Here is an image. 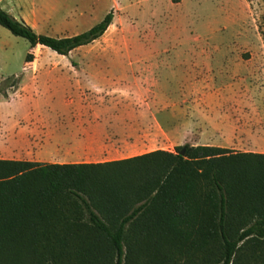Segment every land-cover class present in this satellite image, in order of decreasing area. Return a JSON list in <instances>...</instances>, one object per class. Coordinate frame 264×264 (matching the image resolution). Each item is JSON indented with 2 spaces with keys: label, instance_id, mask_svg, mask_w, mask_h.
<instances>
[{
  "label": "trees",
  "instance_id": "obj_1",
  "mask_svg": "<svg viewBox=\"0 0 264 264\" xmlns=\"http://www.w3.org/2000/svg\"><path fill=\"white\" fill-rule=\"evenodd\" d=\"M112 19L56 38L0 8L2 28L60 56ZM146 245L184 264H264V154L185 145L99 163L0 160V264H133Z\"/></svg>",
  "mask_w": 264,
  "mask_h": 264
},
{
  "label": "rangeland",
  "instance_id": "obj_2",
  "mask_svg": "<svg viewBox=\"0 0 264 264\" xmlns=\"http://www.w3.org/2000/svg\"><path fill=\"white\" fill-rule=\"evenodd\" d=\"M0 8L37 34L56 38L82 33L113 14L102 37L67 56L31 47L0 26V140L29 132L30 113L38 114L53 91L85 81L84 71L122 68L99 54L183 53L190 79L201 81L197 92L190 89L185 109L189 124L200 127L190 125L183 139L173 133L156 146L198 139L264 154V0H0ZM182 256L166 257L146 245L133 264H184Z\"/></svg>",
  "mask_w": 264,
  "mask_h": 264
},
{
  "label": "crops",
  "instance_id": "obj_3",
  "mask_svg": "<svg viewBox=\"0 0 264 264\" xmlns=\"http://www.w3.org/2000/svg\"><path fill=\"white\" fill-rule=\"evenodd\" d=\"M99 56L122 62V68L84 71L85 81L70 83L67 92L53 91L38 114L30 113L29 132H12L0 140V160L99 163L117 159L90 162L81 158H129L185 146L156 145L163 139L169 141L173 133L183 139L190 125L195 130L200 127L189 124L185 110L190 89L197 92L201 83L198 75L190 79L188 55L149 52ZM194 140L188 146L227 149L215 142Z\"/></svg>",
  "mask_w": 264,
  "mask_h": 264
},
{
  "label": "water",
  "instance_id": "obj_4",
  "mask_svg": "<svg viewBox=\"0 0 264 264\" xmlns=\"http://www.w3.org/2000/svg\"><path fill=\"white\" fill-rule=\"evenodd\" d=\"M181 154H184V152H181Z\"/></svg>",
  "mask_w": 264,
  "mask_h": 264
}]
</instances>
